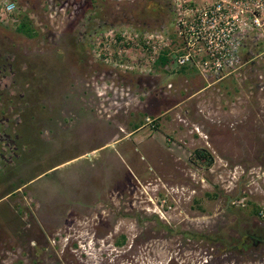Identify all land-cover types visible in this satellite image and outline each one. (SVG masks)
<instances>
[{
	"label": "rangeland",
	"instance_id": "1",
	"mask_svg": "<svg viewBox=\"0 0 264 264\" xmlns=\"http://www.w3.org/2000/svg\"><path fill=\"white\" fill-rule=\"evenodd\" d=\"M182 1L0 0V264H264V58L157 65Z\"/></svg>",
	"mask_w": 264,
	"mask_h": 264
},
{
	"label": "built area",
	"instance_id": "2",
	"mask_svg": "<svg viewBox=\"0 0 264 264\" xmlns=\"http://www.w3.org/2000/svg\"><path fill=\"white\" fill-rule=\"evenodd\" d=\"M179 1L172 0L175 10ZM187 1L186 14L174 19L179 44L165 53L171 63L195 65L202 75L221 78L252 64L256 56L264 58V0ZM11 9L9 3L3 11ZM255 48L263 51L244 58L250 53L245 49ZM258 78H264V62Z\"/></svg>",
	"mask_w": 264,
	"mask_h": 264
},
{
	"label": "trees",
	"instance_id": "3",
	"mask_svg": "<svg viewBox=\"0 0 264 264\" xmlns=\"http://www.w3.org/2000/svg\"><path fill=\"white\" fill-rule=\"evenodd\" d=\"M17 31H21L27 35H31L32 34V30L31 28H29L28 26H24L23 23H21L18 27H17ZM157 59L154 61L157 65H161V67L163 66H167L169 64V58L165 55V51H161V53L156 57ZM179 68H182L179 67ZM19 187V186H18ZM9 193H6V195H9ZM257 210L254 211V213H256ZM195 237H202V234H193ZM258 239V238H256ZM257 241V240H255ZM243 242V241H242ZM120 242H118L119 244Z\"/></svg>",
	"mask_w": 264,
	"mask_h": 264
}]
</instances>
